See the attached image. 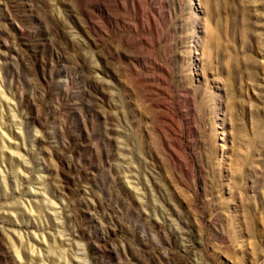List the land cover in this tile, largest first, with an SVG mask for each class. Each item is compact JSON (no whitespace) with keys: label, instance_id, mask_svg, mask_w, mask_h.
<instances>
[{"label":"rangeland","instance_id":"1","mask_svg":"<svg viewBox=\"0 0 264 264\" xmlns=\"http://www.w3.org/2000/svg\"><path fill=\"white\" fill-rule=\"evenodd\" d=\"M0 264H264V0H0Z\"/></svg>","mask_w":264,"mask_h":264}]
</instances>
